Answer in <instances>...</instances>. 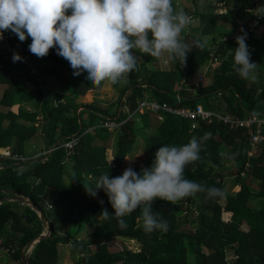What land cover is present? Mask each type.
<instances>
[{
	"label": "trees",
	"instance_id": "16d2710c",
	"mask_svg": "<svg viewBox=\"0 0 264 264\" xmlns=\"http://www.w3.org/2000/svg\"><path fill=\"white\" fill-rule=\"evenodd\" d=\"M191 1V9L188 6L181 9L190 18L199 17L200 25L197 29L183 31L181 36L190 45L198 40L204 46H194L185 63L168 60V68H161L157 58L134 50L138 58L136 70L120 83H111L120 94L116 102L92 100L77 104L74 101L77 96L90 88L99 89L103 82L100 86L93 85L87 80V72L74 75L69 62L57 55L56 48L42 58L33 55L29 51L31 37L21 42L8 30L9 45L37 65L45 84L52 76L58 86L53 89L50 85L52 89L44 96L34 76L3 59L0 47V84L3 85L0 105L7 107L0 111V146H11L12 153H23L24 142L38 129L43 130L52 143L58 139L63 141L76 132L80 141L71 155H67L59 143L45 161L38 158L25 169H17L13 166L14 160L0 156V249H8L10 261L6 264H21V247L44 229L34 209L21 201L8 199L12 192L29 198L41 209L51 229L47 238L33 245L26 260L28 264H58V245L68 242L77 257L74 264H264V147L260 146L252 156L247 155L250 129L230 128L215 119L211 122L197 120L192 127V120L167 111H163V120L159 121L153 111L138 110L140 100L145 98L174 107L194 109L201 105L205 109L229 111L240 116L254 112L264 117V83L241 78L233 67L238 47L236 37L246 34L251 61L263 64L264 68V30L253 34L245 22L248 16L250 21L256 20L254 29L264 26V0H215L225 6V12L216 14L214 5L206 6L208 10L198 14L194 10L197 1ZM172 2L174 9L179 11L175 0ZM199 3L209 2L200 0ZM258 4L261 14L256 18L254 10ZM225 24H229V30ZM207 34L212 36L210 46L204 43ZM215 34H225L226 38L219 39ZM207 65L203 80L196 83V75L204 72ZM18 71L20 74L16 75ZM257 74L264 76V69L257 70ZM22 75L29 80L30 87L17 83V76ZM192 83L195 86L187 87ZM16 95L24 100L44 102L43 122L38 125L37 112L21 108ZM122 96L125 97L123 102ZM61 99L64 102H60ZM121 106L128 111L120 109ZM106 118H117L121 123L114 150L110 153L107 152L110 131L116 129L109 130L103 125ZM96 119L99 120L97 124ZM89 126H94L93 133L86 131ZM141 129H150V132L145 136L147 149L143 160L132 168L138 174L142 168L152 166L160 147L182 146L193 137L199 141L205 133H211L201 145L200 159L185 168V177L205 187L222 189L226 195L207 199L206 193L200 192L176 203L157 198L152 211L168 222L166 232L146 233L141 208L125 215L126 227H121L104 190L99 189L93 197L86 192L84 184L94 186L103 173L110 177L121 175L123 159L132 150ZM229 161L236 167L227 170L225 163ZM68 168L70 180L65 184L62 176ZM228 176L234 177L230 184L240 185L235 194L224 186ZM30 177L34 180L30 181ZM255 180L259 182L256 193L250 186ZM46 188L55 196L54 202L49 203L50 208L44 207ZM253 196L257 197L255 207L250 205ZM104 209L109 211L108 218L102 214ZM191 209L197 211L193 220L178 221L180 212L190 213ZM57 231L65 238L57 235ZM84 232L85 238L78 237ZM117 236L134 239L139 249L111 250V243ZM228 254L232 257L230 261Z\"/></svg>",
	"mask_w": 264,
	"mask_h": 264
},
{
	"label": "clouds",
	"instance_id": "9594fccd",
	"mask_svg": "<svg viewBox=\"0 0 264 264\" xmlns=\"http://www.w3.org/2000/svg\"><path fill=\"white\" fill-rule=\"evenodd\" d=\"M189 24L190 17L182 9L176 11L172 0H0V40L8 30L21 42L31 37L29 51L39 58L56 48L74 75L87 72V80L95 86L104 81L115 85L136 70L134 50L157 59L166 57L165 62L185 63L194 46H204L198 40L191 45L183 40L181 33ZM236 41L234 70L241 78L256 82L257 63L251 61L246 34ZM12 59L17 62L22 57L15 53ZM210 136L205 133L199 141L193 137L182 146L164 145L150 168L138 174L129 167L115 177L103 173L94 186L84 184L86 192L95 197L103 189L121 227H126L125 215L141 208L146 233L166 232L168 222L152 211L157 198L176 203L200 192L207 199L226 195L222 189L185 177V168L200 159L201 145ZM102 214L109 217L107 209Z\"/></svg>",
	"mask_w": 264,
	"mask_h": 264
},
{
	"label": "built area",
	"instance_id": "2783aa9c",
	"mask_svg": "<svg viewBox=\"0 0 264 264\" xmlns=\"http://www.w3.org/2000/svg\"><path fill=\"white\" fill-rule=\"evenodd\" d=\"M255 25L256 24H254V26ZM254 26H251L250 30H252L253 34H256L257 29H254ZM9 36L10 35L8 31H5L3 33V39L0 40V47L2 48L3 59L8 60L15 66L25 68L29 72V75L34 76L40 88L45 90L47 85L43 82V76L39 73L37 65H35V63L30 58L21 56V61L13 62L12 57L15 53L18 52L9 45ZM207 68L208 65L205 67L204 72H200L197 74L196 83L203 80ZM60 102H64V100L61 99ZM56 103V101H53V104ZM224 106H226V103H224ZM80 110L81 107H78L77 113ZM138 110H140V112H143L145 110L153 111L159 121L163 120V111H167L172 114L178 115L181 118H187L192 120V127L196 126L195 122H198L197 120L211 122L215 119L216 121L221 122L223 125L228 126L230 128H248L250 129V131L248 138L249 149L247 151V155L252 156L259 149L260 146L264 147V117H259L254 112H249L245 116H240L229 111L224 112L214 110L212 108L205 109L201 105H198L194 109L178 106L174 107L166 103H158L155 100H148L145 98L143 100H140L138 104ZM120 124L121 123L117 121V118H106V121L103 122V125L109 130L118 128ZM79 141L80 135L78 133H72L67 136L63 141H61L59 145L65 149L67 155H70L74 152ZM56 147L57 144L53 145L52 147H48L47 150H45L41 154L42 158L40 160L43 162ZM6 157H11V159L16 162H22L25 160V157L18 153L6 154ZM47 206L49 208L51 207L50 204H48ZM7 250L8 249H6L5 251Z\"/></svg>",
	"mask_w": 264,
	"mask_h": 264
},
{
	"label": "rangeland",
	"instance_id": "374dc122",
	"mask_svg": "<svg viewBox=\"0 0 264 264\" xmlns=\"http://www.w3.org/2000/svg\"><path fill=\"white\" fill-rule=\"evenodd\" d=\"M195 1H197V3H196V8L194 10H196V12L198 14L208 10V8L206 6H210V5H214L216 7L214 9L215 14L216 13L225 12V6L223 5V3L219 2V1L216 2L215 0H208L209 3H207L206 5L202 4V3H199L200 0H195ZM175 2H176V6L178 7L179 10H181V7H184V6H188L189 9H191L192 6H193V4H192L193 2L191 0H175ZM256 6H257V8L254 10V13H255L254 16L257 18L261 14L260 13V9L261 8H260L259 4L256 5ZM248 18H249L248 16L245 18L246 24L249 25L250 27L254 26V24H256V22H255L256 20L250 21ZM199 23H200V18L199 17L190 18V24L183 31L185 32L186 30H189L191 28H196L197 29L199 27V25H200ZM225 25H226V29L229 30L230 29L229 24H225ZM263 30H264V26L262 25V26H260V28L257 29L256 32H257V34H259ZM236 32H238V30H236ZM211 37L212 36H210L209 34L204 36V40L206 38V43L205 44H207L208 46H210ZM215 37H217L219 39H224V38H226V35L225 34H218V35L215 34ZM165 58L158 59L160 64H161V66H160L161 68H168V60H167V62H165ZM256 63H257V70L264 69L263 68V64H261L259 62H256ZM207 64H210V62H207ZM196 79H197V75H196ZM257 81H258V84L264 83V78L262 80L261 77H258ZM176 85H177V81L174 83V87L175 88L177 87ZM193 86H195V83L187 85V87H193ZM112 87L115 89L114 92H116V94L111 98V101H109V102H116L120 98V94H119V91H118L117 88H115L113 85H112ZM86 96H88V95H86ZM89 99H90V97H89ZM213 99H215V97H213ZM94 100H99V99H95L94 98ZM123 100H125L124 96H122V102H123ZM201 103H202V105L204 104V102H201ZM119 108L122 109V108H125V106H123V107L121 106ZM112 110L114 111L115 107L112 108ZM97 121H99V120L98 119L95 120L96 124H97ZM92 129H93L92 127H89V128H87V131L91 132ZM115 129H116L115 132L114 131H110L112 133H111V136H110V138L108 140L109 144H112L113 142L116 141V133L119 131L118 130L119 128H115ZM149 132H150V129H141L140 130V133L136 137V142H135L132 150L125 156L127 159L126 158L123 159V162H122L123 165L120 168L121 175L123 174L125 169H127L129 167L133 168L134 166H137V165H139L142 162L143 157H144L145 152H146V149H147V145L145 144V136ZM40 147H41V144L37 145L35 151H38V149ZM109 150H107L108 153L113 152L114 144H112L110 146ZM225 167L227 168V170H230L231 168H235L236 165H233V163L231 161H229V162L225 163ZM233 178L234 177H231V176L226 177L224 179V186H225L226 189L230 188L229 192H232V193L235 194L239 190L240 185H239V183H234V185L232 183L230 184V181ZM250 186H251V189L254 190V193L258 192V190H259V182L257 180L252 181L250 183ZM250 205L253 206V207H255L257 205V197L256 196L252 197V199L250 201ZM196 215H197V211L195 209H191L190 213H186L185 211H183V212H180L177 216H178V221L184 222L185 220H190V219L196 217ZM139 223L141 224L142 221L139 220ZM182 227L185 228V225H182ZM43 232L46 233V228H44ZM57 235H60V236L64 237V235H61V234H58V233H57ZM86 236H87V234L85 232L84 233H80L78 235V237H83V238H85ZM122 247H127V248H129L131 250H138L139 249V244L134 239L117 236L112 241L110 248H111V250H116V249H120ZM90 248H93V247H90ZM231 258H232L231 254L230 255L228 254L227 255V260L230 261ZM76 259H77V257L72 252V246H71L70 242H68V243H60L58 245V264H74ZM227 264H229V263H227Z\"/></svg>",
	"mask_w": 264,
	"mask_h": 264
},
{
	"label": "crops",
	"instance_id": "0c3cea01",
	"mask_svg": "<svg viewBox=\"0 0 264 264\" xmlns=\"http://www.w3.org/2000/svg\"><path fill=\"white\" fill-rule=\"evenodd\" d=\"M157 61L159 62V60H157ZM19 74L20 73L18 71L16 73V75H19ZM260 74H262V73H260ZM260 74H258V77L264 78V76H261ZM48 80H49L48 81L49 83L46 84L47 85L46 86V89L43 92V95L44 96H46V94L48 93V90L50 91V89H52L51 88L52 86H53V89H54V87L56 88L58 86V83L55 80V77H52L51 76V78L48 79ZM16 81L22 87H30L29 80L27 78H25L23 75L22 76H17ZM254 83L258 84V81L254 82ZM50 85H51V87H50ZM114 90L115 89L112 87V85H111L110 82L104 81L103 84L101 85V87L99 89H92V88H90V89H88L86 91L85 94L79 95L76 98L74 97L75 98L74 101L77 104H81V103L91 102L95 98V99H99V100L104 101V102H108V101H111V98L116 94V92H114ZM2 91H3V85L0 84V97H1ZM58 92H61V90H58ZM66 93L68 94V92H66ZM86 95H88L90 97V99ZM69 96H71V95H69ZM211 97L213 98V97H215V95H213ZM16 100H18V104H19V106L21 108H23L25 110H28L30 112H32V111H36L37 112V115H36V120L37 121L36 122H38V125H39V123L43 122V120H44L43 119V116H44L43 106L45 105L44 102H38L36 99L24 100V99L19 98L18 95H16ZM6 109H7V107L0 105V111H5ZM84 120H85V123H87L89 121L88 118H87V116H86V118ZM89 127L94 128V126H89ZM86 131H87V129H86ZM91 132L93 133V129H92ZM61 141H60V139H58L56 142H53L52 143L51 141H49L48 138H46L43 130L38 129V131L32 137H30L29 139H27L24 142V145H23V153H18V154L23 155L25 157V160L22 161V163H18V162L15 161V163H13V166H15L17 169H25V168H28L29 163H31L32 161L37 160L38 158H40V159L42 158L41 157V154L45 150H47L48 147H52L53 145L59 144ZM39 144H41V147L38 149V151H35L36 150V146L39 145ZM112 144H114V142ZM112 144H110V146ZM11 148H12L11 146H0V156H2L4 158L11 159V157H6V154H12ZM17 163L19 165H16ZM0 168H2V166H0ZM69 171H70V169L68 168L67 169V172H65L63 174V176H62V180H63V182L65 184H68L69 183V180H70L69 179V173H68ZM29 180L30 181L31 180L33 181L34 178L30 177ZM45 193L46 194H45L43 200L45 201L44 204H45V207H46L49 203H53L54 202L55 196L53 195L52 190L50 188H46ZM8 196L9 195L7 194L6 197H8ZM10 196H13V195H10ZM10 201H11V199H10ZM14 201L15 200H13L11 202H14ZM25 205H28V204H25ZM28 206H30V205H28ZM47 208H49V207L47 206ZM37 214H38V212H37ZM57 233L58 234H61L60 231H57ZM61 235H64V234H61ZM31 249H32V247H30L29 249H26L25 250L26 260L28 259V255L30 254ZM9 261H10V257L7 254V252L5 250H3V249H0V264H6Z\"/></svg>",
	"mask_w": 264,
	"mask_h": 264
},
{
	"label": "water",
	"instance_id": "95a60500",
	"mask_svg": "<svg viewBox=\"0 0 264 264\" xmlns=\"http://www.w3.org/2000/svg\"><path fill=\"white\" fill-rule=\"evenodd\" d=\"M16 165H19V164L17 163ZM8 166H10V165H6L5 167H8ZM12 193H13V196H11L9 198L11 200L21 201L25 204L30 205L36 212H38L41 223L44 226V228H46V233L45 232L40 233L38 236H36L35 238H33L32 240L27 242V244H25L24 246L21 247V264H28L26 262L25 250L29 249L30 247H33V245L36 242H38L39 240L47 238L50 235L51 229L48 225V221L45 218L44 212L41 209H39L29 198L23 197L22 195L18 194L17 192H12Z\"/></svg>",
	"mask_w": 264,
	"mask_h": 264
}]
</instances>
